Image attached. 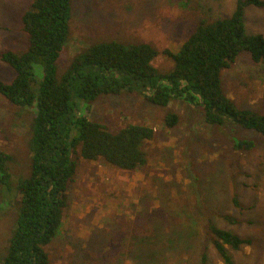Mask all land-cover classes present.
<instances>
[{
  "label": "rangeland",
  "instance_id": "1",
  "mask_svg": "<svg viewBox=\"0 0 264 264\" xmlns=\"http://www.w3.org/2000/svg\"><path fill=\"white\" fill-rule=\"evenodd\" d=\"M237 0H71L68 38L56 60L61 78L71 61L98 42L148 43L159 71L173 67L176 52L200 18L229 16ZM32 0H0V55L28 48L21 15ZM248 32L264 34V7L244 9ZM37 78L42 66L34 65ZM14 69L0 60V79ZM224 92L240 108L264 112V63L240 53L221 73ZM87 117L117 131L128 123L154 129L146 162L134 170L74 154L62 225L47 246L50 264H225L208 230L212 222L248 240L227 246L234 264H264V137L227 121L208 125L202 109L181 100L153 105L134 92L100 94L80 103ZM35 105L22 107L0 94V149L9 154L0 173V264L16 226L18 183L31 174ZM178 122L167 126L168 113ZM239 139L254 142L237 149ZM236 200V203H235Z\"/></svg>",
  "mask_w": 264,
  "mask_h": 264
},
{
  "label": "trees",
  "instance_id": "2",
  "mask_svg": "<svg viewBox=\"0 0 264 264\" xmlns=\"http://www.w3.org/2000/svg\"><path fill=\"white\" fill-rule=\"evenodd\" d=\"M249 5L264 7V0H237L229 16L200 18L178 51L165 50L174 62L168 71L152 64L158 51L150 44L111 41L90 45L58 79L56 60L68 38L71 0H32L21 15L27 50H6L0 55L15 71L11 82L0 79V94L14 105L37 108L32 123L31 174L18 183L20 205L4 264H50L47 246L62 225L68 184L77 168L74 154L127 170L146 162L144 144L154 135L151 126L128 123L111 131L81 112V102L123 91L138 93L158 106L181 100L201 107L208 125L231 121L264 137V112L237 106L224 92L221 80L222 71L242 52L249 53L253 62L264 63V34L248 32L244 23V9ZM36 64L42 66L40 78L34 73ZM177 122V113L166 115L167 126ZM233 145L250 149L254 142L239 139ZM9 159L0 149L3 177ZM208 224L223 262L234 264L227 246L239 249L248 240Z\"/></svg>",
  "mask_w": 264,
  "mask_h": 264
}]
</instances>
